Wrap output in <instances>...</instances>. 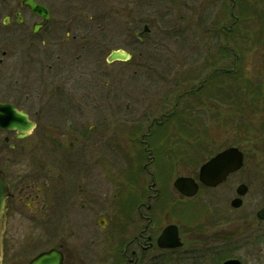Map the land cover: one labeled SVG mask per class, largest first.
I'll return each instance as SVG.
<instances>
[{
    "label": "flooded vegetation",
    "instance_id": "1",
    "mask_svg": "<svg viewBox=\"0 0 264 264\" xmlns=\"http://www.w3.org/2000/svg\"><path fill=\"white\" fill-rule=\"evenodd\" d=\"M132 2L125 42L120 37L124 32L113 29L119 15L124 16L122 0H0V104L26 115L33 125L22 133L0 128L8 147L0 155V169L10 191L2 264H31L49 252L61 256L62 264H264V221L257 217L264 205L256 213L261 231L250 224V238L237 239L226 226L236 225V213L244 208L250 189L248 183H233L236 175L248 172L246 154L239 171L208 187L199 181L200 168L232 146H219L209 157L202 154L205 145L158 144L157 118L149 122L151 116L137 112H131L138 116L125 128V96L111 83L119 70L109 66L125 65L135 52L141 54L145 30L140 31V0ZM98 6L102 13H93ZM260 37L262 45L255 48L263 49L262 65L255 77L253 70L248 73V142L257 146L264 143V31ZM119 43L133 47L132 54L115 46ZM115 51L128 52L131 59L110 63ZM249 58L256 57L248 51ZM32 136L34 145L29 146ZM32 148L37 156H31ZM125 148L144 159L136 167L126 165ZM195 153L203 155L194 163L198 169L178 175ZM160 172L168 176L166 187L158 184ZM181 176L198 183L196 196L186 197L173 187ZM126 178L136 183L130 191L124 188ZM242 184L247 192L238 198ZM109 191L119 209L131 210L133 218L118 222L115 253H109L107 235L100 242L93 237V214L107 212ZM210 197L217 205L214 217L209 215ZM238 199L240 206L235 207ZM164 202L172 218L158 225L166 212ZM190 207H197L206 221L188 222L184 209ZM106 223L105 218L97 221L101 228ZM94 247L101 254L90 255Z\"/></svg>",
    "mask_w": 264,
    "mask_h": 264
},
{
    "label": "rangeland",
    "instance_id": "2",
    "mask_svg": "<svg viewBox=\"0 0 264 264\" xmlns=\"http://www.w3.org/2000/svg\"><path fill=\"white\" fill-rule=\"evenodd\" d=\"M122 2L124 16L119 15L113 29L120 35L124 32L120 37L126 42L134 6L132 0ZM101 10L102 6H98L93 13L101 14ZM138 14L140 31L143 32L145 26L149 30L141 36V54L135 52L125 65L109 66V70L116 67L119 70L111 83H115L116 89L121 88L125 96L124 110L128 112L124 120L125 128L134 124L138 115H132L131 112H137L151 116L149 122L154 118L159 123L165 121L167 137L164 139L163 134L157 131L158 144H180L176 146L178 148L187 147L186 143L201 144L206 148L203 153L200 151L203 155L213 154L219 146L240 148L249 157L248 172L245 169L236 175L233 183L236 187L239 183H248L250 189L245 196L244 208L236 213V225L226 226L231 231L234 229L237 239L244 240L247 235L250 238L249 228L251 225L257 227L256 213L264 205V192L259 191L264 189V143L257 146L248 142V73L253 70L252 77H255L262 65L259 56L263 49L255 47L262 45L260 30L264 31V0H140ZM115 46L123 47L131 54L134 50L121 43ZM230 51L233 55H230ZM248 51L256 58L248 59ZM135 62L140 63L141 68L131 66ZM226 67L234 69L230 77L218 73L214 79L211 78L213 69ZM231 86L236 88L233 102L224 100ZM171 112V116H165L160 121L162 115ZM4 137V134H0V155L8 148ZM33 137L27 141L29 146L34 145ZM139 153L125 148L123 159L126 165L133 166L138 163V159L143 160V155ZM30 154L37 156V150L32 148ZM195 155L191 157L192 162L189 161L187 168L178 169V175H188L183 172L193 173L198 169L194 168V163L201 161L203 155ZM170 167L171 164H168L167 168ZM157 181L166 187L167 174L160 172ZM139 183L143 184V179ZM172 183L173 180L169 182L170 189L173 188ZM135 184L126 178L124 188L130 191ZM108 196L107 212L93 214V237L94 241L100 242L103 235H107L109 253H115L119 240L117 224L124 217L129 220L131 210L122 212L118 200L115 196L111 197L110 191ZM228 199L226 195L222 202L225 204ZM209 200V215L214 217L217 205L213 202L214 197ZM166 207H169L168 202H164V212ZM184 213V218L189 217L188 222L201 224L206 221L197 207L184 209ZM101 218L108 220L103 228L97 225ZM171 218L166 211L157 219V223L163 225ZM129 221L132 222L133 218ZM257 228L256 232L261 231L259 226ZM92 250L90 255L101 252L96 247Z\"/></svg>",
    "mask_w": 264,
    "mask_h": 264
},
{
    "label": "water",
    "instance_id": "3",
    "mask_svg": "<svg viewBox=\"0 0 264 264\" xmlns=\"http://www.w3.org/2000/svg\"><path fill=\"white\" fill-rule=\"evenodd\" d=\"M128 58V54L118 51L112 53L109 61H125ZM32 126L33 125L31 123H28L26 115L17 113V111L11 108V106L0 104V128L17 129L20 133H22L25 130L31 129ZM243 157V153L237 148H230L218 154L202 166L200 171V181L208 186H217L223 182L230 173L235 172L242 167ZM174 185L181 193L187 196H193L198 191V185L191 178H178ZM246 191L247 189L245 186H240L238 189V193L240 195H244ZM9 203V185L5 173L0 170V264L2 261V234L5 229ZM234 206H240L239 200L234 201ZM258 218L264 220V208L258 212ZM167 230L165 231L164 236ZM32 264H62V259L61 256L55 254L54 252H49L40 255L33 261Z\"/></svg>",
    "mask_w": 264,
    "mask_h": 264
}]
</instances>
